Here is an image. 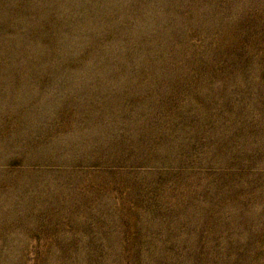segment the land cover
Returning <instances> with one entry per match:
<instances>
[{"label": "rangeland", "instance_id": "obj_1", "mask_svg": "<svg viewBox=\"0 0 264 264\" xmlns=\"http://www.w3.org/2000/svg\"><path fill=\"white\" fill-rule=\"evenodd\" d=\"M0 264H264V0H0Z\"/></svg>", "mask_w": 264, "mask_h": 264}]
</instances>
